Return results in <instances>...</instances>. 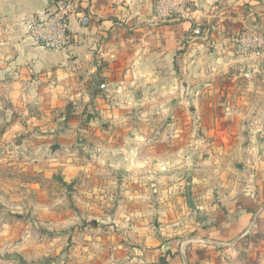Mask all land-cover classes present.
<instances>
[{"label": "crops", "instance_id": "0c3cea01", "mask_svg": "<svg viewBox=\"0 0 264 264\" xmlns=\"http://www.w3.org/2000/svg\"><path fill=\"white\" fill-rule=\"evenodd\" d=\"M44 1L0 0V212L9 213L16 226L41 225L25 220L24 212L30 211H48V225H56L61 216H51L54 204H42L58 194L54 181H60V194L65 197L87 194L77 189L85 188L89 180L96 181L101 199L131 196L137 187L122 181L136 178L130 172L136 163L131 149L142 147L130 125L138 93L151 99L168 96L170 86L178 89L182 80L174 77L173 56L185 45L196 48L193 54L203 52L199 45L219 40L236 19L264 22V0H193L189 17L165 20L155 16V0H74L78 11L90 18V25L80 27L69 18L68 41L54 50L33 44L24 26L52 9H43ZM242 2L245 7L232 14ZM196 26L200 35L188 40ZM195 60L193 64L200 66ZM147 84L153 90L150 93ZM151 145L145 139V147ZM117 202L112 218L106 220L103 215L100 222L103 229H125V239L116 244L122 250L117 259H127L129 264H219L211 257L201 261L194 251L200 245L193 242H202L203 250H215L231 240L228 233L235 234L234 230L237 236L244 226L216 221L199 238L177 240L179 225L174 223L172 229L154 237L146 220L137 226L134 214L126 221L119 219L118 211L135 213L136 202L119 198ZM110 207L102 203L98 209L103 214ZM11 227L0 219L2 238L8 235L3 229Z\"/></svg>", "mask_w": 264, "mask_h": 264}, {"label": "rangeland", "instance_id": "374dc122", "mask_svg": "<svg viewBox=\"0 0 264 264\" xmlns=\"http://www.w3.org/2000/svg\"><path fill=\"white\" fill-rule=\"evenodd\" d=\"M244 7L239 4L232 14ZM192 9L190 6L189 12ZM230 23L232 29L216 36L219 40L198 44L203 52L193 54L196 48L187 49L188 45L175 52L173 73L182 80L178 89L170 86L168 96L164 93L151 99L138 93L130 125L142 147L131 149L136 163L130 172L136 178L122 181L137 187L131 196L101 199L95 191L96 181L89 180L85 188L77 189L90 192L88 195L65 197L60 194V181H54L58 194L48 196L42 204H54L51 216H61L56 225H48V211L24 212L25 220L41 222L36 227L26 222L16 226L9 213L0 212V219L12 225L3 229L6 238L0 235V264H129L127 259H117L122 250L116 244L125 239V229H103L100 222L103 215L106 220L112 218L118 198L136 202V212L118 211L119 219L126 221L134 214L137 226L146 220L154 237L169 231L174 223L179 225L177 240L199 238L216 221L242 223L237 236L234 230L235 234H227L231 240L226 246L203 250V243L194 241L200 245L195 253L202 256L201 261L211 257L219 264L263 263L264 44L256 56L242 38L254 32L264 41V22L236 19ZM190 35L188 40L198 36L193 29ZM194 59L200 66L193 64ZM200 74L210 79L204 81L202 76L204 82H200L195 77ZM148 86L150 93L153 90ZM145 139L152 145L145 147ZM102 203L112 205L103 214L98 209Z\"/></svg>", "mask_w": 264, "mask_h": 264}, {"label": "built area", "instance_id": "2783aa9c", "mask_svg": "<svg viewBox=\"0 0 264 264\" xmlns=\"http://www.w3.org/2000/svg\"><path fill=\"white\" fill-rule=\"evenodd\" d=\"M192 0H156L154 3L155 16L160 20L170 19L179 16L187 18L190 6L194 7ZM73 17L80 27H88L90 18L78 11L74 0H54L52 9L47 11L43 18L32 20L25 23L26 33L30 41L43 48L59 49L68 41L67 21ZM193 33L200 35L199 26L194 27ZM208 32H205L207 35ZM242 41L248 44L254 55L259 56V50L264 44L263 39L259 38L254 32H247L243 35Z\"/></svg>", "mask_w": 264, "mask_h": 264}, {"label": "water", "instance_id": "95a60500", "mask_svg": "<svg viewBox=\"0 0 264 264\" xmlns=\"http://www.w3.org/2000/svg\"><path fill=\"white\" fill-rule=\"evenodd\" d=\"M51 6H52V1L51 0H45L43 5H42V8L47 9V8H50Z\"/></svg>", "mask_w": 264, "mask_h": 264}]
</instances>
